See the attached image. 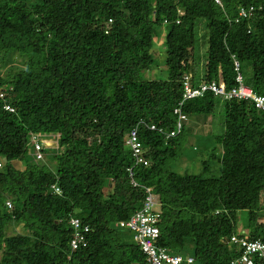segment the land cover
<instances>
[{
  "label": "trees",
  "instance_id": "trees-1",
  "mask_svg": "<svg viewBox=\"0 0 264 264\" xmlns=\"http://www.w3.org/2000/svg\"><path fill=\"white\" fill-rule=\"evenodd\" d=\"M240 6L253 10L235 22ZM162 34L166 75L146 78ZM235 60L245 84L264 95V0H0V86L14 108L0 99V264H148L132 233L115 225L138 209L147 187L161 212L156 245L194 264L241 255L223 241L241 233L242 210V229L264 240V109L210 91L186 100L187 120L219 119L214 141L199 149L186 139L205 134L186 130L187 120L168 138L149 127L173 125L186 74L194 86L236 84ZM135 125L148 166L135 164L125 144ZM38 133L54 142L35 160ZM72 217L89 230L68 257ZM11 224L21 233H9Z\"/></svg>",
  "mask_w": 264,
  "mask_h": 264
},
{
  "label": "built area",
  "instance_id": "built-area-1",
  "mask_svg": "<svg viewBox=\"0 0 264 264\" xmlns=\"http://www.w3.org/2000/svg\"><path fill=\"white\" fill-rule=\"evenodd\" d=\"M219 2V0H216ZM253 6L248 8L240 6L235 17V22L242 18H248L251 15ZM111 19H109V22ZM178 22V21H177ZM105 32H108L105 30ZM236 84L227 88L225 82L222 80H211L209 82H201L194 86L190 74L183 76V93L181 100L173 108L174 116L173 125H168L167 128L158 127L156 124H151L149 127L153 130H158L166 138L176 135L183 121L187 120V114L183 111V105L186 100L195 97H201L206 92L210 91L216 96H221L224 99H250L255 106L264 109V95L257 94L253 89L245 84L243 75L239 69V62L235 60ZM6 88L0 86V99L3 101V108L8 111H14L12 105L6 102ZM54 140L47 138L43 133L31 135L32 155L35 160L42 159L43 148L51 146ZM125 144L131 150L135 159V164L141 163L143 166H148L150 160L143 155L144 149L138 137V125L132 127L125 140ZM1 165V163H0ZM130 183L137 186V182L133 178L132 168L128 167ZM54 187L56 192H60L58 187ZM146 196L144 201L140 204L138 209L125 220H119L115 223L116 226L124 228L132 233L134 242L139 246L141 252L145 255L148 264H194V257L188 254L170 253L164 247L157 246L155 241L159 236L158 222L160 220V208L157 195L152 193V188H146ZM8 207H11L9 201L6 202ZM218 212V211H216ZM74 228V233L69 242V254L76 250L80 245L86 244L85 232L89 230L87 224L83 225L80 218L72 217L69 220ZM224 240V239H223ZM228 250H231V245H238L242 253L231 264H257L256 259H264V240L261 238L250 239L244 232L235 233L230 238L223 241Z\"/></svg>",
  "mask_w": 264,
  "mask_h": 264
},
{
  "label": "rangeland",
  "instance_id": "rangeland-1",
  "mask_svg": "<svg viewBox=\"0 0 264 264\" xmlns=\"http://www.w3.org/2000/svg\"><path fill=\"white\" fill-rule=\"evenodd\" d=\"M161 37L157 38L156 39V47L154 49V53H153V64L151 66V69L149 71H145L144 72V76L147 78H155V77H163L166 75V72H165V68H166V64L164 62V57L166 56V51H165V48L164 46H162V40H163V34L160 35ZM199 41H198V46L199 48L197 49V52H198V58H199V61H200V66L202 65L203 61H204V51H205V37L203 35V30L200 29L199 30ZM192 40H190V45H191V48L193 47L192 46ZM193 50V49H192ZM13 61H17V59L14 57ZM186 127V130H190V129H194L196 130L199 134H205L209 131L210 133L207 135V136H199V137H195V135H190L187 137L186 139V144H188L189 142V138H190V142L192 141V145H190L191 149H193V147H197V149H199L198 146H202V143L204 142V145L203 146H210L211 143L214 141V137H213V134H216L217 130H219L220 128V124H219V119L215 116H204L201 118V116H194V117H190L185 125ZM185 131V130H184ZM196 133V132H195ZM197 139V140H195ZM211 142V143H210ZM54 147L52 148H46V152L47 151H51L53 150ZM199 152V151H198ZM197 152V153H198ZM24 162H26V160L29 159V156L25 155L24 156ZM189 159H184L182 160L181 162H178L177 163V167L178 166H182V165H185L186 163H188ZM199 161V154L195 156L193 162H192V165H191V168L193 171H195L196 173L200 172V169H201V166H200V163L198 162ZM23 162V163H24ZM17 166L18 167H22L23 168V164L22 162H17ZM207 168V167H206ZM260 206H261V210H260V213H259V217H260V222H264V192L261 194V200H260ZM246 214H247V211L246 210H242L240 212V219L238 221V228L237 230L240 228H242V221H245V218H246ZM9 233H21V226L20 225H13L11 224L10 226V229L8 230ZM128 235V233H127Z\"/></svg>",
  "mask_w": 264,
  "mask_h": 264
},
{
  "label": "crops",
  "instance_id": "crops-1",
  "mask_svg": "<svg viewBox=\"0 0 264 264\" xmlns=\"http://www.w3.org/2000/svg\"><path fill=\"white\" fill-rule=\"evenodd\" d=\"M240 231H241V232H245L246 234H247V232H248L247 229H242V228H240Z\"/></svg>",
  "mask_w": 264,
  "mask_h": 264
},
{
  "label": "clouds",
  "instance_id": "clouds-1",
  "mask_svg": "<svg viewBox=\"0 0 264 264\" xmlns=\"http://www.w3.org/2000/svg\"><path fill=\"white\" fill-rule=\"evenodd\" d=\"M245 233V232H244ZM246 234V233H245Z\"/></svg>",
  "mask_w": 264,
  "mask_h": 264
}]
</instances>
